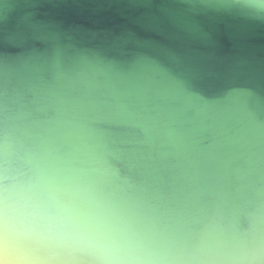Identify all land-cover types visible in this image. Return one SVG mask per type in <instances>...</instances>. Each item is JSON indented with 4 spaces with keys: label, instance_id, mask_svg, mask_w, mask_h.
Here are the masks:
<instances>
[{
    "label": "water",
    "instance_id": "1",
    "mask_svg": "<svg viewBox=\"0 0 264 264\" xmlns=\"http://www.w3.org/2000/svg\"><path fill=\"white\" fill-rule=\"evenodd\" d=\"M250 12L0 0V164L147 246L138 264H241L233 241L254 222L264 264V22Z\"/></svg>",
    "mask_w": 264,
    "mask_h": 264
},
{
    "label": "clouds",
    "instance_id": "2",
    "mask_svg": "<svg viewBox=\"0 0 264 264\" xmlns=\"http://www.w3.org/2000/svg\"><path fill=\"white\" fill-rule=\"evenodd\" d=\"M247 3L251 17L264 22V0ZM94 171L106 180L102 166ZM260 239L255 222L246 236L234 238L241 264L256 259ZM150 251L59 197L39 173L17 171L11 161L0 164V264H138L133 257Z\"/></svg>",
    "mask_w": 264,
    "mask_h": 264
},
{
    "label": "bare ground",
    "instance_id": "3",
    "mask_svg": "<svg viewBox=\"0 0 264 264\" xmlns=\"http://www.w3.org/2000/svg\"><path fill=\"white\" fill-rule=\"evenodd\" d=\"M59 196L62 197L63 199H66L65 196H63V195H59Z\"/></svg>",
    "mask_w": 264,
    "mask_h": 264
}]
</instances>
